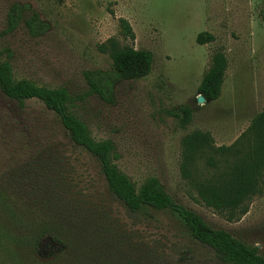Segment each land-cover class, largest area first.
<instances>
[{
  "label": "rangeland",
  "instance_id": "obj_1",
  "mask_svg": "<svg viewBox=\"0 0 264 264\" xmlns=\"http://www.w3.org/2000/svg\"><path fill=\"white\" fill-rule=\"evenodd\" d=\"M16 6L27 9L10 28ZM31 11L46 26L40 35L24 23ZM202 31L213 40L196 43ZM127 45L152 53L149 74L116 81L111 101L86 96L84 74L108 70L112 52ZM217 50L227 59L220 95L197 102ZM0 60L15 79L65 87L76 115L95 139L112 142L114 163L136 184L154 175L211 227L264 255V175L246 212L231 215L206 206L180 173L185 135L208 134L202 155L222 160L214 148L232 144L264 105V0H0ZM182 107L191 111L185 127ZM191 170L197 178L214 173L204 157ZM0 264L224 263L173 212L128 211L107 191L98 162L68 143L41 102L19 105L0 92Z\"/></svg>",
  "mask_w": 264,
  "mask_h": 264
},
{
  "label": "trees",
  "instance_id": "obj_2",
  "mask_svg": "<svg viewBox=\"0 0 264 264\" xmlns=\"http://www.w3.org/2000/svg\"><path fill=\"white\" fill-rule=\"evenodd\" d=\"M26 6L12 8L8 16L9 27H15ZM122 33L131 42L134 33L128 21L119 18ZM28 31L40 35L45 24L31 11L24 20ZM213 40V35L199 32L195 41L203 44ZM153 55L145 49H135L127 45L115 49L111 54L108 70H96L84 74L87 84L86 96L96 95L104 101H111L113 85L118 80H136L149 74ZM227 59L220 50L213 52L207 69L203 73L197 90L204 100L219 97L224 81ZM0 92L7 98L22 105L25 100L36 99L55 116L66 134L70 145L85 151L99 164V170L110 195L120 201L131 212L143 208L168 210L178 216L186 226L190 236L201 244L210 247L214 256L224 264H264L256 245H251L234 237L228 231L213 228L190 208L178 203L154 175L146 176L136 184L114 163L116 153L108 139H95L82 119L74 112V98L62 86L39 85L28 79H15L8 60H0ZM180 126L185 127L191 120L187 107L180 109ZM210 146L209 136L193 131L182 138L181 175L193 185L200 200L217 212L243 214L247 201L261 191L264 175V105L250 120L247 129L229 146H218L214 150L221 159L203 156L204 149ZM199 157L214 170L211 177L197 178L191 168ZM53 166L46 168L52 171ZM56 168V172L59 170Z\"/></svg>",
  "mask_w": 264,
  "mask_h": 264
},
{
  "label": "water",
  "instance_id": "obj_3",
  "mask_svg": "<svg viewBox=\"0 0 264 264\" xmlns=\"http://www.w3.org/2000/svg\"><path fill=\"white\" fill-rule=\"evenodd\" d=\"M196 101L201 103L204 101V97L199 95V96H197Z\"/></svg>",
  "mask_w": 264,
  "mask_h": 264
}]
</instances>
